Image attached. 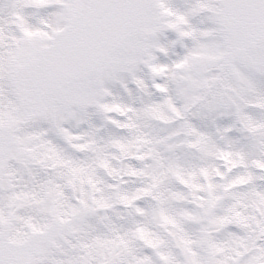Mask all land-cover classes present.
<instances>
[{
    "label": "snow or ice",
    "instance_id": "obj_1",
    "mask_svg": "<svg viewBox=\"0 0 264 264\" xmlns=\"http://www.w3.org/2000/svg\"><path fill=\"white\" fill-rule=\"evenodd\" d=\"M0 264H264V0H0Z\"/></svg>",
    "mask_w": 264,
    "mask_h": 264
}]
</instances>
